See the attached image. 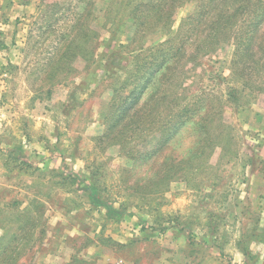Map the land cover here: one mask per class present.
I'll return each instance as SVG.
<instances>
[{
	"label": "rangeland",
	"instance_id": "1",
	"mask_svg": "<svg viewBox=\"0 0 264 264\" xmlns=\"http://www.w3.org/2000/svg\"><path fill=\"white\" fill-rule=\"evenodd\" d=\"M0 264H264V0H0Z\"/></svg>",
	"mask_w": 264,
	"mask_h": 264
}]
</instances>
